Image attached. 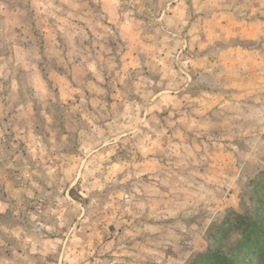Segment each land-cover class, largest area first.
I'll return each instance as SVG.
<instances>
[{"label": "rangeland", "instance_id": "obj_1", "mask_svg": "<svg viewBox=\"0 0 264 264\" xmlns=\"http://www.w3.org/2000/svg\"><path fill=\"white\" fill-rule=\"evenodd\" d=\"M252 245L264 0H0V264L244 261Z\"/></svg>", "mask_w": 264, "mask_h": 264}, {"label": "trees", "instance_id": "obj_2", "mask_svg": "<svg viewBox=\"0 0 264 264\" xmlns=\"http://www.w3.org/2000/svg\"><path fill=\"white\" fill-rule=\"evenodd\" d=\"M254 233V231H252ZM257 236L256 238H258ZM247 239H254L249 238L247 235ZM259 241H261L259 239ZM252 244H255L256 242L251 241ZM258 246L252 245L248 247L244 253V261L240 260V253L236 256L235 259L228 257L226 255H205L203 257V264H264V250L260 253H252L253 250H255ZM254 255V257L251 258L249 261V258Z\"/></svg>", "mask_w": 264, "mask_h": 264}]
</instances>
